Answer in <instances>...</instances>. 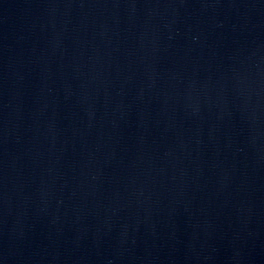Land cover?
<instances>
[{
    "label": "water",
    "instance_id": "95a60500",
    "mask_svg": "<svg viewBox=\"0 0 264 264\" xmlns=\"http://www.w3.org/2000/svg\"><path fill=\"white\" fill-rule=\"evenodd\" d=\"M0 264H264V0H0Z\"/></svg>",
    "mask_w": 264,
    "mask_h": 264
}]
</instances>
